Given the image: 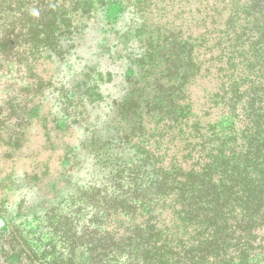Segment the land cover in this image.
<instances>
[{
    "label": "trees",
    "instance_id": "obj_1",
    "mask_svg": "<svg viewBox=\"0 0 264 264\" xmlns=\"http://www.w3.org/2000/svg\"><path fill=\"white\" fill-rule=\"evenodd\" d=\"M108 45L117 72L60 77ZM42 61L94 161L3 221L0 264H264V0H0V71Z\"/></svg>",
    "mask_w": 264,
    "mask_h": 264
},
{
    "label": "rangeland",
    "instance_id": "obj_2",
    "mask_svg": "<svg viewBox=\"0 0 264 264\" xmlns=\"http://www.w3.org/2000/svg\"><path fill=\"white\" fill-rule=\"evenodd\" d=\"M122 25L123 21L119 27ZM108 33V27L93 33L89 43L104 46L109 38ZM108 46L107 60L101 56L104 47L94 50L86 46L81 55L73 56L76 62L72 59L61 63L60 77L71 80L84 67L101 65L104 68L107 63L108 69L112 67L117 72V67L109 59L111 56L118 57L116 48ZM128 60L122 68L118 67L125 77L137 69ZM42 62L34 74L24 69L19 71L20 68L14 66L0 71V219L16 218L27 228L31 221L25 222L26 218L22 215L24 207L39 203L45 197L53 200L55 191L67 177L65 163L68 160L73 163L72 151L77 158H89L91 163L94 161L93 155L80 143L88 132L84 133L78 128L75 131H60L52 123L53 113H60L62 109L56 94H49V90L42 87V80L46 81L49 75L48 65ZM121 83L113 91L123 96L126 90L124 92L123 80Z\"/></svg>",
    "mask_w": 264,
    "mask_h": 264
},
{
    "label": "water",
    "instance_id": "obj_3",
    "mask_svg": "<svg viewBox=\"0 0 264 264\" xmlns=\"http://www.w3.org/2000/svg\"><path fill=\"white\" fill-rule=\"evenodd\" d=\"M4 225L3 220H0V227H2Z\"/></svg>",
    "mask_w": 264,
    "mask_h": 264
}]
</instances>
